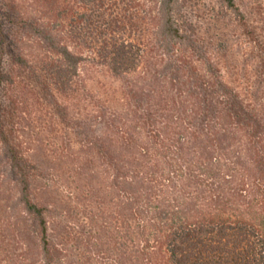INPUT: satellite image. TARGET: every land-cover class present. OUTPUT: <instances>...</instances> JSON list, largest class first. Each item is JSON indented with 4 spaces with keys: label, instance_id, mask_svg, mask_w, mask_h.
Returning a JSON list of instances; mask_svg holds the SVG:
<instances>
[{
    "label": "trees",
    "instance_id": "trees-1",
    "mask_svg": "<svg viewBox=\"0 0 264 264\" xmlns=\"http://www.w3.org/2000/svg\"><path fill=\"white\" fill-rule=\"evenodd\" d=\"M134 1L107 8L104 0H47L48 18L19 12L17 21L0 0V142L17 177L0 209V264H264V123L209 61L186 75L167 62L152 88L139 85L147 59L179 49V65L193 52L174 25L173 0H155L147 17L155 51L146 53L141 38L125 33L144 18ZM101 21L110 33L95 26ZM26 38L48 49L60 90L92 51L125 86L124 108L99 112L101 132L84 140L99 161L89 178L95 203L57 239L50 207L36 198L35 166L11 145L1 118L2 91L13 80L5 59L28 68Z\"/></svg>",
    "mask_w": 264,
    "mask_h": 264
},
{
    "label": "rangeland",
    "instance_id": "rangeland-1",
    "mask_svg": "<svg viewBox=\"0 0 264 264\" xmlns=\"http://www.w3.org/2000/svg\"><path fill=\"white\" fill-rule=\"evenodd\" d=\"M44 1L46 4L34 0H3L2 8L11 7L12 19L17 21L19 12L37 17L43 11L48 18L51 10L47 0ZM111 1L104 0L107 8ZM153 1L133 2L140 4L144 18L131 21L125 32L130 38H141L146 53L151 55L154 54L152 47L155 51V27L147 17L149 8L157 11L158 3ZM173 2L174 25L190 41L192 56L188 54L186 63L174 64L181 52L172 49L170 57L160 59V55H155L147 59L144 64L147 75L142 80L140 76L139 85L152 88L167 71L164 65L167 62L172 63L169 71L179 69L178 74L186 75L193 74V69L196 73L202 72L203 62L209 61L221 81L249 104L264 123V0H233L232 7L223 0ZM112 17L111 13L109 18ZM103 24L105 21L95 26L100 32L108 33ZM77 32L80 37L85 33L79 29ZM86 32L92 42L94 35ZM21 48L30 63L28 68H21L5 59V68L12 73L13 80L2 91L1 118L11 145L28 164L35 166L31 173L38 175L35 177L36 198L50 207L55 218L51 223L52 235L57 239L68 224L86 221L84 210L88 203L91 206L95 203L97 186L94 181L89 183V178L94 177L92 171L97 169L99 161L95 150L84 140H92L101 132L103 125L95 118L99 112H119L124 108L125 86L123 80L113 77L100 61L97 62V55L92 51L87 53L88 60L81 64L69 87L60 90L53 81L48 49L39 47L32 38H26ZM187 52H191L190 49ZM16 178L6 164L4 146L0 142V209Z\"/></svg>",
    "mask_w": 264,
    "mask_h": 264
}]
</instances>
